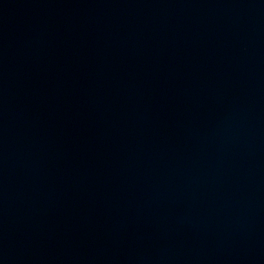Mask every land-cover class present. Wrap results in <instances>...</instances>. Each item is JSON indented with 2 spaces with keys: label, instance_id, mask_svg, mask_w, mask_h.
<instances>
[{
  "label": "water",
  "instance_id": "water-1",
  "mask_svg": "<svg viewBox=\"0 0 264 264\" xmlns=\"http://www.w3.org/2000/svg\"><path fill=\"white\" fill-rule=\"evenodd\" d=\"M0 264H264V0H0Z\"/></svg>",
  "mask_w": 264,
  "mask_h": 264
}]
</instances>
